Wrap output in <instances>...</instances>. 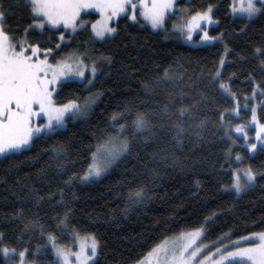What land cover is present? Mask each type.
Here are the masks:
<instances>
[{
    "label": "trees",
    "instance_id": "1",
    "mask_svg": "<svg viewBox=\"0 0 264 264\" xmlns=\"http://www.w3.org/2000/svg\"><path fill=\"white\" fill-rule=\"evenodd\" d=\"M230 2L182 0L193 10L215 5L218 23L209 32L222 39L202 47L184 44L168 27L153 31L127 16L114 22L116 33L103 41L93 38L89 23L73 35L66 33L68 40L61 43L62 29L27 32L28 43L53 50V63L72 52L83 53L86 63L97 61L93 84L86 88L80 82L65 83L54 94L58 103L100 95L80 119L69 117L64 129L0 158V244L17 252L28 249V259L35 264H56L48 247L49 232L61 244H70L74 231L90 232L99 241L95 264H134L154 244L205 217H210L207 243L222 234L235 240L264 230V150L250 155L241 139L233 144L225 134L226 122L232 132L235 125L250 121L253 86L264 85L260 62L264 57L255 52L264 49V14L251 21L234 18ZM3 7L5 26L18 40L25 37L31 17L24 0H3ZM96 17L81 16L89 22ZM225 45L229 49L225 65L220 79H214ZM165 69L169 78L164 77ZM221 79L241 105L239 115H226L223 122L220 113L234 107L235 101L219 88ZM256 99L258 103L259 95ZM257 111L264 123V105ZM113 113H122L124 119L114 123ZM136 113L145 115L148 127L134 129ZM123 123L129 149L101 179L82 183L97 143L116 134ZM237 152L241 162L235 160ZM239 166H251L257 178L237 195L222 185L231 182V170ZM70 177L72 182L66 183ZM138 187L145 195L132 202L129 191ZM0 264H9L1 253Z\"/></svg>",
    "mask_w": 264,
    "mask_h": 264
},
{
    "label": "snow or ice",
    "instance_id": "2",
    "mask_svg": "<svg viewBox=\"0 0 264 264\" xmlns=\"http://www.w3.org/2000/svg\"><path fill=\"white\" fill-rule=\"evenodd\" d=\"M24 3L29 9L31 23L25 28V37L18 40L5 26L7 13L3 0H0V155L21 152L39 136L48 135L64 127L69 117L86 114L100 95L90 93L83 101L77 98L58 103L54 94L65 83L86 80L85 87L93 84L99 71L97 61L86 63L83 53L72 52L53 63L50 60L53 54L51 48L42 49L39 42H27L26 34L30 29L44 30L46 26H51L59 30L62 25L65 31H59V39L63 41L66 39V32L75 33L77 29L86 27L89 22L81 18L82 13L95 9L99 16L91 21V33L94 39L103 41L116 33L114 22L122 16H127L129 20L137 23L142 19L153 29H161L165 27L170 15L180 11L179 21L172 25L180 37L195 44H207L222 39L219 34L214 36L209 32V25L218 23V19L214 17L215 5L211 3L206 8L195 10L177 9L176 0H24ZM228 8L233 15L250 20L258 14H264V0H231ZM194 34L199 35V40L194 39ZM59 46L57 44V47ZM228 51V46L225 45V54L221 55L219 60L220 67L213 73L214 79H220ZM255 52L264 57V49L256 48ZM103 59L110 61L111 58ZM260 62L264 65V59ZM169 76V71L165 69L164 77ZM219 88L235 101L234 107L226 108L220 113V120L223 122L226 115H239L241 105L236 93L231 91L226 81L221 79ZM258 90L259 94L264 96V85L256 83L252 89L253 99ZM261 104H264V101H261ZM244 107H248L247 102ZM118 118L124 119L123 114L113 113L111 120L118 123ZM40 120L44 122L40 123ZM226 123H229V128L225 129V134L234 144L237 137H234L230 130V122ZM249 124L255 125L256 142H249V134L246 131ZM132 126L135 130L148 127L145 115L136 113ZM118 128L116 134L109 135L107 139L97 143L91 153V161L80 177L81 180L102 175L121 153L129 149V142L123 135L127 123L118 124ZM234 130L235 133L243 135L250 153L257 150L258 145L264 150V123L258 118L256 104L251 106L250 121L247 124L235 125ZM231 152L232 147L229 145V157ZM242 159L241 154L237 152L235 160L241 162ZM256 178L257 172L251 166L233 168L231 182L222 187L226 192L234 191L239 194L252 187ZM71 182L70 177L66 183ZM196 183L199 185V181ZM144 195L142 187L129 191V199L132 202H140ZM212 215L214 216V213ZM209 219L210 217H205L202 223L182 229L172 237H165L134 264H264V230L248 232L235 240H230L227 234H222L217 238V242L209 245L204 241ZM60 223H64V219H61ZM47 242L51 244L56 264H95V258L99 254V241L95 234L90 232L81 234L74 231L72 244L59 243L56 234L49 232ZM209 247L211 251L208 250ZM0 253L6 260L13 255L17 256L18 264H35L34 260L28 259L26 248L17 252L15 247L4 243L0 244Z\"/></svg>",
    "mask_w": 264,
    "mask_h": 264
},
{
    "label": "rangeland",
    "instance_id": "3",
    "mask_svg": "<svg viewBox=\"0 0 264 264\" xmlns=\"http://www.w3.org/2000/svg\"><path fill=\"white\" fill-rule=\"evenodd\" d=\"M176 3H177V9H184V8H186V6H185V4H183L182 3V0H176ZM89 13H92V14H94V15H96L97 17H96V19L98 18V16H99V14H98V12H96V10L95 9H89V10H87V12H85V13H82V15H85V14H89ZM180 15H181V13H180V11H176V12H174L172 15H170V16H172L171 18H170V26H166L165 25V27L164 28H161V29H153L150 25H148L147 23H145L142 19L140 20L144 25H146L147 27H149L150 29H152L153 31H160V30H164L166 27H168V29H169V31L171 32V33H174V34H176L177 35V37L180 39V41H182L184 44H186V45H189V46H191V47H202V46H208V45H212V44H214L215 42H217V41H211V42H208L207 44H195V43H192V42H190V41H187V40H185V39H183L182 37H180L179 36V34L178 33H176L175 32V30L173 29V27H172V25H173V23L174 22H178L179 21V17H180ZM230 15L232 16V17H234V18H242V19H245V20H247V21H251V20H253V19H255L257 16H255V17H253L252 19H250V20H248V19H246V18H244V17H241V16H239V15H233L231 12H230ZM168 19H169V17H168ZM167 19V20H168ZM84 20H86V19H84ZM86 21H88V20H86ZM131 21V20H130ZM89 22V21H88ZM132 22H134V21H132ZM214 24H212V25H209V29H210V27L211 26H213ZM89 26H90V30H91V22H89ZM45 28H49V29H52V30H57V29H53V28H51V26H46ZM34 30H37V31H41L40 29H38V28H33ZM59 29H62L63 31H65V29L63 28V26L61 25V26H59ZM77 30H79V29H77ZM66 33H69L70 35H73L74 33H71L70 31H68V32H66ZM114 34H112L110 37H112ZM109 37V38H110ZM199 35H196V34H194V39L195 40H199ZM68 39H65V40H63V41H61L60 40V43L61 42H65V41H67ZM98 41H101V40H98ZM220 67V66H219ZM77 82H79V81H77ZM80 83H84V85H86L87 84V81L85 80V81H83V82H80ZM90 86V85H89ZM88 86V87H89ZM88 87H86V88H88ZM259 95V97H260V100H259V102L257 103L256 102V98H257V96ZM252 99H253V97H252ZM254 100V104H256L257 105V108H259V107H261L262 105H264V104H261V101H264V96H261L260 94H259V90L257 91V95H256V97H255V99H253ZM234 115H237L236 113H233ZM257 115H258V111H257ZM82 115H77L75 118H72V120H77V119H80V117H81ZM251 118V117H250ZM40 123H43L44 121L43 120H40L39 121ZM66 126V123H65V125H64V127ZM64 127H62V128H58V129H64ZM235 126L232 128V132L234 133V136L235 137H238L239 139H241L242 141H243V146H244V148H246L247 149V147H246V145H245V142H244V140H243V135L242 134H238V133H235ZM249 129H251V130H253V133L251 134L250 132H249ZM57 130V129H56ZM246 131H248V134H249V142H256V139H255V136H256V128H255V125L254 124H249L248 125V128L246 129ZM29 146H27L25 149H27ZM258 148H261L259 145H258ZM257 148V149H258ZM247 151H248V149H247ZM257 150H255L254 152H252V153H250L249 151H248V153L250 154V155H254V153L256 152ZM123 153H125V152H123ZM123 153H121L120 154V156L117 158V159H119L122 155H123ZM3 156H5V155H0V158H2ZM117 159L115 160V161H117ZM91 161V160H90ZM115 161H113V163L111 164V165H109L108 166V168L106 169V171L104 172V173H102V175H100V176H98V177H92V178H90L89 180H81L80 179V181L82 182V183H88V182H90V181H96V180H99V179H101L105 174H107L108 173V171L110 170V168H111V166L115 163ZM244 167H246V166H239L238 168H244ZM254 185V184H253ZM247 190V189H246ZM231 192H233V193H235L234 191H231ZM244 192V191H243ZM243 192H241V193H239V194H237V195H240V194H242ZM236 194V193H235ZM1 241V240H0ZM215 242H217V241H215ZM215 242H212V243H215ZM221 242H225V241H221ZM73 243V236H72V242H70V244H72ZM207 243V242H206ZM212 243H208L209 245H211ZM75 245H73V247H74ZM216 246H218V243H217V245ZM48 247L50 248V250H51V244H49L48 243ZM208 250L209 251H211V247H209L208 248ZM2 254V253H1ZM51 254H52V256H53V259H54V261L56 262V258H55V256H54V253L52 252V250H51ZM206 254V253H205ZM2 256H3V254H2ZM4 257V256H3ZM5 258V257H4ZM96 259H97V257L95 258V261H96ZM7 261L9 262V264H18V257L17 256H15V255H13L11 258H9V259H7Z\"/></svg>",
    "mask_w": 264,
    "mask_h": 264
},
{
    "label": "bare ground",
    "instance_id": "4",
    "mask_svg": "<svg viewBox=\"0 0 264 264\" xmlns=\"http://www.w3.org/2000/svg\"><path fill=\"white\" fill-rule=\"evenodd\" d=\"M111 124V123H110Z\"/></svg>",
    "mask_w": 264,
    "mask_h": 264
}]
</instances>
